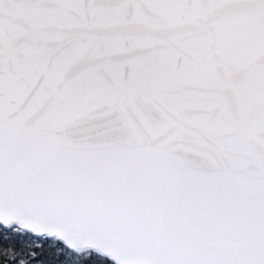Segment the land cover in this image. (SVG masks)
Listing matches in <instances>:
<instances>
[{"label": "snow or ice", "instance_id": "obj_1", "mask_svg": "<svg viewBox=\"0 0 264 264\" xmlns=\"http://www.w3.org/2000/svg\"><path fill=\"white\" fill-rule=\"evenodd\" d=\"M0 264H264V0H0Z\"/></svg>", "mask_w": 264, "mask_h": 264}]
</instances>
